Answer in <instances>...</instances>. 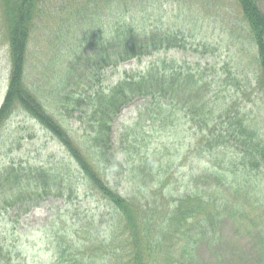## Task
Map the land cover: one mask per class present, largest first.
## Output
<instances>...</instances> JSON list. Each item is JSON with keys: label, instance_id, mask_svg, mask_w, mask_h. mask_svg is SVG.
Masks as SVG:
<instances>
[{"label": "rangeland", "instance_id": "1", "mask_svg": "<svg viewBox=\"0 0 264 264\" xmlns=\"http://www.w3.org/2000/svg\"><path fill=\"white\" fill-rule=\"evenodd\" d=\"M89 1L46 0L26 52L24 82L72 136L84 139L88 124L86 115L74 110L72 104L65 105L62 97L66 92L87 78L95 90L107 92L125 74L145 73L158 64L160 71L175 66L197 70L209 86L201 93L210 107L241 115L264 141V89L259 85L257 51L237 0ZM75 3H84V7L76 11ZM258 5L264 11V0ZM5 27L0 8V105L11 69ZM127 28L139 34L174 32L181 45L134 57L96 74L93 43L98 33L110 39L118 29ZM80 56L81 61L77 60ZM69 62H76L77 69L68 81ZM76 80L78 85L73 87ZM146 104L138 99L114 120V148L124 166L121 172L108 175L110 183L121 194L141 200L147 209L154 204L167 209L174 199L193 190L196 178L207 170L225 171L223 184L210 179L207 186L215 196L223 197L220 208L227 218H220L213 248L200 245L196 255L211 264H259L258 246L255 248L258 219L254 215L264 205V167L254 173L239 168V153L238 167L225 164L220 154L223 150L206 153L203 142L198 141L197 127L182 117V110L153 122L151 115H139ZM220 124L216 119L209 127ZM222 127L226 129L224 122ZM230 144L223 148L228 161L233 152ZM11 166L17 173L41 167L56 170L59 176L55 180L62 178L66 184L69 178L73 191L56 188L39 202H14L20 187L13 178L16 172L7 175ZM76 170L68 150L23 109L14 110L0 127V237L10 248L12 264H54L57 243L76 241L74 228L79 226L87 229L84 235L89 241L97 239L98 248L106 245L114 210ZM35 174L30 178L35 179ZM28 194L35 196L27 190L21 195ZM259 250L264 251L263 246ZM103 254L97 252L96 258L106 260Z\"/></svg>", "mask_w": 264, "mask_h": 264}, {"label": "trees", "instance_id": "2", "mask_svg": "<svg viewBox=\"0 0 264 264\" xmlns=\"http://www.w3.org/2000/svg\"><path fill=\"white\" fill-rule=\"evenodd\" d=\"M260 1L263 0H237L256 46L259 85L264 89V11L258 5ZM75 5L76 11L84 7V3ZM0 8L11 53L8 86L0 105V127L14 110L23 109L60 141L75 162L76 171L114 210V221L106 245L98 248L100 244L97 239L96 242L89 241L84 235L87 232L84 226L75 227L76 222L72 223L77 242L71 240L67 244L59 241L54 264H211L198 257L196 250L200 245L213 248L219 222L227 218L225 211L220 208L224 203L223 197L215 196L207 186L210 179L223 184L227 177L225 171L207 170L204 175H199L193 190L174 199L168 210L156 204L147 209L141 200L121 194L108 180V175L121 172L124 166L114 148V120L124 107L138 99H144L147 103L145 108L139 109V115H151L149 118L153 122L166 113L182 110V117L197 127V134H200L198 141L203 142L207 154L213 155L216 150H223L220 153L222 161L238 167L236 154L239 153L242 156L239 168L249 173L264 167L263 135L251 128L241 115H231L225 109L210 107V103L204 99L206 95L201 93V90L209 86L197 70L190 72L175 66L169 71H160L156 64L145 73L125 74L107 92L103 89L95 90L90 78L79 85L76 80L72 86H78L62 97L65 105L72 104L74 110L78 109L87 118L86 137L75 138L47 111L42 101L24 82L27 46L35 20L45 12L46 0H0ZM179 45V35L168 31L152 30L149 34H139L130 28L123 31L118 29L110 39L99 32L98 39L93 43V65L96 74H99L111 65L118 66L134 57L149 55L160 49H174ZM77 60L83 58L80 56ZM76 62L67 65L71 70V75L66 78L68 81L77 69ZM216 119L222 124L211 129L209 124ZM223 122L226 124L225 130L222 129ZM226 133L229 139H226ZM227 142L233 143L230 144L233 152L229 155L232 156L229 161L223 149L228 145ZM6 171L8 176L16 172L13 178L20 189L15 195L20 196L14 198V202L23 205L45 199L56 188L73 191L69 178L66 184L62 178L55 180L59 174L51 168L41 167L33 172L17 173V169L11 166ZM32 174L37 177L31 179ZM201 180L203 182L200 183ZM218 189L215 188V191ZM26 190L35 196H22ZM254 217L258 219L255 221V248L258 246L259 264H264V251L259 250L261 246L264 249V205ZM7 247V243L0 237V264H12V253ZM100 250L104 251L103 257L107 256L106 260L99 261L96 258L97 252H102Z\"/></svg>", "mask_w": 264, "mask_h": 264}]
</instances>
